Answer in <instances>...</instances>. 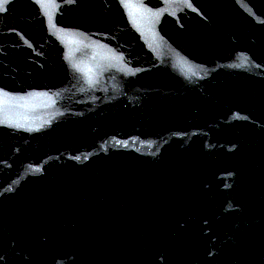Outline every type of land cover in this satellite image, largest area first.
<instances>
[{
  "label": "water",
  "instance_id": "95a60500",
  "mask_svg": "<svg viewBox=\"0 0 264 264\" xmlns=\"http://www.w3.org/2000/svg\"><path fill=\"white\" fill-rule=\"evenodd\" d=\"M0 264H264V0H0Z\"/></svg>",
  "mask_w": 264,
  "mask_h": 264
}]
</instances>
